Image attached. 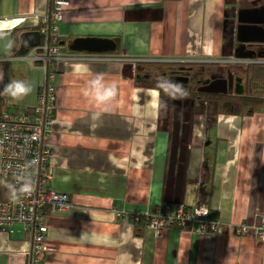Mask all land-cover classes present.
<instances>
[{"label": "crops", "instance_id": "0c3cea01", "mask_svg": "<svg viewBox=\"0 0 264 264\" xmlns=\"http://www.w3.org/2000/svg\"><path fill=\"white\" fill-rule=\"evenodd\" d=\"M232 2L68 0L57 21L59 43L65 41L66 53L90 59L61 60L55 72L48 184L65 192L72 205L65 212L46 210V240L53 250L40 264H264V240L255 233L264 217V113L219 114L199 133L188 110L169 113L165 127L161 105L169 98L162 101L160 88L135 81L137 62H207L233 55L240 44L234 30H225ZM48 10L49 0H0V22L20 19L29 28ZM5 30L0 33L10 32ZM77 37L110 38L116 49L68 51ZM13 81L31 85V92L14 99L5 91ZM43 82L39 66L0 57L8 108L32 110ZM184 116L185 129L179 127ZM16 194L12 181L0 176V200ZM201 201L223 222L250 228L243 235L230 226L220 234L177 225L156 232L147 225L138 229L128 216ZM29 247L21 224L0 231V264H26Z\"/></svg>", "mask_w": 264, "mask_h": 264}, {"label": "built area", "instance_id": "2783aa9c", "mask_svg": "<svg viewBox=\"0 0 264 264\" xmlns=\"http://www.w3.org/2000/svg\"><path fill=\"white\" fill-rule=\"evenodd\" d=\"M67 4L68 0H53L52 9L46 15L50 16L52 25L39 30L41 42L37 47L30 48L26 54L19 56L22 61L39 66L44 73V82L38 88L34 107L30 111H14L10 108L0 111V176L10 179L17 189L14 198L0 200V231H9L15 224L23 226L30 243L26 264H40L42 255L53 250L46 240V210L65 212L72 205L65 192L52 190L48 184V138L55 109L54 78L58 62L90 59L86 55L66 53L60 46L57 21ZM21 22L20 19L11 20L6 25L0 22V31H10L22 25ZM118 215L126 213L120 211ZM128 216L133 223L143 219L147 228L156 232L164 226L177 225L181 228L190 227L199 234H220L225 231L226 226H230L234 234L243 235L250 228L244 222H223L219 216L211 213L205 203L193 206L167 205L148 215ZM255 233L264 240V217L255 228Z\"/></svg>", "mask_w": 264, "mask_h": 264}, {"label": "trees", "instance_id": "16d2710c", "mask_svg": "<svg viewBox=\"0 0 264 264\" xmlns=\"http://www.w3.org/2000/svg\"><path fill=\"white\" fill-rule=\"evenodd\" d=\"M53 0H49V10L52 9ZM66 6V5H65ZM64 8V7H63ZM48 10V11H49ZM47 11V12H48ZM50 14V13H49ZM47 15V13H46ZM43 16V22L42 20L36 23L33 26H29V28H25L24 26H28V22H25L24 25H20L17 28L13 29L11 32V36L13 37V46L14 48L12 51L8 54L10 56H22L26 54L29 49H20L17 45V36L18 34L23 30H40L42 27H49L52 25V22L50 20V16ZM62 15V12H61ZM250 33H252L256 39L263 40L264 38V32L263 35L259 31L252 30ZM42 36V41H43ZM65 42V41H63ZM60 46H62L60 44ZM63 48V46H62ZM64 50V49H63ZM65 52V51H64ZM261 57H264L261 56ZM136 69L138 70L137 76L135 78L136 84L138 86H144L147 87V75L151 76V71H159V76L161 79L169 74V71L172 70V66L175 68L179 64H188V63H169V62H160V61H152V62H137L136 63ZM196 67L194 70H197V73L195 75L196 79L205 78L206 76H212L213 74L208 72V69L210 67H214L217 63H203L201 62L196 63ZM157 67V68H156ZM166 70H163L165 68ZM223 68V67H222ZM238 70L241 69L240 67H237ZM237 70V69H236ZM215 74V73H214ZM171 78V76H169ZM198 77V78H197ZM213 77V76H212ZM211 77V78H212ZM174 78V77H173ZM213 79V78H212ZM238 83L234 85V89L230 91V88L228 89L227 93L223 94H211V93H205V92H194L191 90L184 91L182 90H176L173 87H167L165 91H163L164 85L162 84L159 93L161 94V97L164 96L166 98H169V102H171L174 97H184L189 96L187 98L188 104L186 107H188V110L195 114V117L192 118V123L194 126H196L194 129L195 131H199V133H202L201 131H204L205 128H208L210 126L205 127V121L206 117H210L211 114H213L215 117L219 114H245V113H264V62L258 61L255 63L250 64L247 67V72L245 74V80L241 82V79L237 76ZM181 83V82H180ZM190 82H188L189 84ZM203 85L205 83H200V85ZM183 84H179V87H182ZM165 89V88H164ZM0 91L2 94H0V106H3V109H8L9 105L6 101H4L3 98V90ZM166 93V95H164ZM227 107V108H226ZM249 114V115H250ZM211 126H213V120H210ZM206 130V129H205ZM201 203V202H200ZM204 203V202H202ZM167 205L172 204H162L160 207H164ZM174 205V204H173ZM146 226V222L141 219L138 222H136V227L139 229V227ZM189 228L190 227H184Z\"/></svg>", "mask_w": 264, "mask_h": 264}, {"label": "flooded vegetation", "instance_id": "af4514ba", "mask_svg": "<svg viewBox=\"0 0 264 264\" xmlns=\"http://www.w3.org/2000/svg\"><path fill=\"white\" fill-rule=\"evenodd\" d=\"M230 12L227 20H228V26H225V30L227 28L228 32H231L234 30V37H237V42L240 44V48L234 52L231 56H226L219 58L217 61L210 60L203 63H217L214 65L217 70L221 71L223 68L226 70H230L231 67H228L230 65H235L236 67H240V65H247L249 66L252 63L263 61L264 57H261L264 55V38L263 40L256 39L255 36L250 33L252 30L259 31L262 35L264 32V0H233L232 4L229 6ZM236 48V49H237ZM257 58V59H256ZM200 59L197 58H185L183 61H174L171 63H188V64H179L175 68L172 66V70L169 71L168 75H165L162 79L160 78V82L162 84H172L171 87H174L176 90H182L184 91L189 90L187 87L189 86L188 82H194L193 86H190V90L194 92H202V87L208 85L213 79H225L227 82V91L229 84H232L231 81L234 82V85L238 83L237 76L241 79V82H243L242 77L236 73V70L232 71V75L237 74L236 76L231 75H214L216 72L213 73L212 76H206L205 78H198L196 79L195 75L197 73V70H194V66L196 67V63H201L199 61ZM213 67V66H212ZM223 67V68H222ZM226 67V68H225ZM167 68L163 69L166 70ZM238 69V68H237ZM232 70V69H231ZM212 74V73H211ZM171 76V78L169 77ZM197 76V75H196ZM173 77H180L186 79L185 81H180L177 79H174ZM213 79H212V78ZM245 80V75H244ZM181 82V83H180ZM200 83H205L201 84ZM158 82H153V80L147 79V85H154L158 88L161 87V85H156ZM179 84H183L182 87H179ZM234 89V86L232 87ZM232 88H230L232 90ZM187 89V90H186ZM206 93V92H205ZM225 94V93H223ZM189 96H184V98L187 100ZM176 97L171 102H165L163 104L164 108L166 109L165 112L162 114L163 116H167L169 113L176 114V109L181 108L182 112L185 110L183 108L182 104L180 103V100ZM174 106H177L174 110ZM162 108V105H161ZM180 113V112H179ZM168 120V119H167Z\"/></svg>", "mask_w": 264, "mask_h": 264}, {"label": "water", "instance_id": "95a60500", "mask_svg": "<svg viewBox=\"0 0 264 264\" xmlns=\"http://www.w3.org/2000/svg\"><path fill=\"white\" fill-rule=\"evenodd\" d=\"M13 30V29H12ZM11 30V31H12ZM10 32L0 33V57L8 55L13 46V37ZM41 42V32L39 30L21 31L17 36V45L20 49H30L37 47ZM65 44V42H61ZM66 49L70 52H86V53H107L116 49L115 42L110 38L96 37H77L72 39ZM174 79L185 81L183 78L174 77ZM203 92L211 94L227 93V82L225 79H213L208 85L203 86Z\"/></svg>", "mask_w": 264, "mask_h": 264}, {"label": "rangeland", "instance_id": "374dc122", "mask_svg": "<svg viewBox=\"0 0 264 264\" xmlns=\"http://www.w3.org/2000/svg\"><path fill=\"white\" fill-rule=\"evenodd\" d=\"M257 59V58H256ZM228 67H231V69L228 71V70H226V69H222L221 71H219V70H217V68H215V67H210L209 69H208V72L209 73H214V72H216V74H214V75H231V76H236L237 74H239L241 77H242V79H243V81H244V75L246 74V72H247V65H240V68L241 69H237L236 70V73H235V75H232V71L234 70V72H235V65H230V66H228ZM157 68V67H156ZM163 68H165V67H163ZM226 68V67H225ZM162 70V69H161ZM160 70V71H161ZM158 72L159 71H157V70H155V71H151V74H152V79H153V82H158V84H156V85H162V83L160 82V76H159V74H158ZM217 75V76H218ZM232 82V84H233V86H234V82L233 81H231ZM164 85V87H163V91H165V90H167L166 88L167 87H171L170 85H172V84H169V85H167V84H163ZM194 85V82H190L189 83V86L187 87L189 90H190V86H193ZM231 84H229V86H228V89L229 88H232L233 87ZM165 88V89H164ZM174 88V87H173ZM232 90H233V88H232ZM231 89H230V91H232ZM166 92V91H165ZM164 95H166V93H164ZM166 96H168V95H166ZM165 98L166 97H164V96H162V101H164L165 100ZM174 98H176V97H174ZM180 99V98H179ZM181 100H182V98H181ZM163 102H162V108H161V111H162V114L165 112V108H164V106H163ZM177 106H174V108H173V110L176 108ZM227 108V107H226ZM182 111V109L181 108H177L176 109V116L177 115H179V112H181ZM186 111H188V109H185L184 111H183V113L184 112H186ZM249 114L250 113H245V114H242V115H239V114H227V115H229V116H244V117H249ZM182 116V115H181ZM214 115L213 114H211V116L209 117L208 116V118L206 117V121H205V127H207V126H211V125H209L211 122H210V120H213V122H214ZM187 119H188V117H186V116H184V120H182V118H181V120H180V124H179V127H181V128H183V129H185V128H187L188 126H189V123L187 122ZM168 122H170L169 121V119L167 120V118L165 117V116H163V125L166 127V126H168ZM174 123L176 124V122L174 121ZM171 127V126H170ZM201 203H202V201H201ZM211 213H212V211H211Z\"/></svg>", "mask_w": 264, "mask_h": 264}, {"label": "clouds", "instance_id": "9594fccd", "mask_svg": "<svg viewBox=\"0 0 264 264\" xmlns=\"http://www.w3.org/2000/svg\"><path fill=\"white\" fill-rule=\"evenodd\" d=\"M17 28V27H16ZM15 29V28H13ZM11 31V30H10ZM12 32V31H11ZM94 84H99V81L94 82ZM102 87V85H101ZM32 87L29 84H26L23 81H13L9 85H7L5 91L10 93L14 99L22 98L23 96L27 95L29 92H31ZM114 94L111 90H105V95H112ZM105 95H100L98 93V99H104Z\"/></svg>", "mask_w": 264, "mask_h": 264}]
</instances>
